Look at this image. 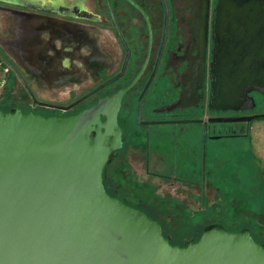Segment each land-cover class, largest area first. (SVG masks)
Listing matches in <instances>:
<instances>
[{
    "label": "flooded vegetation",
    "instance_id": "af4514ba",
    "mask_svg": "<svg viewBox=\"0 0 264 264\" xmlns=\"http://www.w3.org/2000/svg\"><path fill=\"white\" fill-rule=\"evenodd\" d=\"M132 1L136 5L130 0H55L60 6L56 10L49 8L51 2L46 8L23 7L37 13H23L28 22L23 33L27 49L20 58L36 62L39 75L45 76L58 64L69 70L82 64L79 76L90 81L76 98L36 101L33 110L46 115L76 113L136 79L120 99L121 146L111 155H146V166L150 155H162L154 144L160 137L177 146L186 138L204 146L207 137L247 133L252 120L224 122L218 127L208 118L264 112L254 111L264 102V0ZM247 3L258 7H237ZM10 15L6 21L14 25V14ZM244 22L249 34L259 37L251 50L232 40L241 33ZM32 36L38 39L36 56L31 55ZM242 63L246 68L238 73L235 65ZM8 74L17 79L25 76L21 69L10 67ZM232 91L247 92L254 98V106L245 108L246 99L234 103L224 99ZM100 119L104 121L105 115ZM107 187L118 195L108 183Z\"/></svg>",
    "mask_w": 264,
    "mask_h": 264
},
{
    "label": "water",
    "instance_id": "95a60500",
    "mask_svg": "<svg viewBox=\"0 0 264 264\" xmlns=\"http://www.w3.org/2000/svg\"><path fill=\"white\" fill-rule=\"evenodd\" d=\"M240 31L232 40L253 49L259 37L247 22ZM4 53L1 61L17 71ZM235 68L243 72L246 64ZM135 81L72 114L0 109V264H264V244L249 229L210 224L195 240L172 243L157 217L106 189L105 168L121 146L120 99ZM223 97L255 104L247 92ZM260 117L264 112L208 122Z\"/></svg>",
    "mask_w": 264,
    "mask_h": 264
},
{
    "label": "rangeland",
    "instance_id": "374dc122",
    "mask_svg": "<svg viewBox=\"0 0 264 264\" xmlns=\"http://www.w3.org/2000/svg\"><path fill=\"white\" fill-rule=\"evenodd\" d=\"M25 12L37 13L0 2V49L18 63L16 69L25 75L23 82L13 74L7 75L6 84L0 89V101L10 93L5 103L27 110L37 109L36 101L65 102L76 98L90 83L79 76L82 64L73 67L75 70L59 64L56 70L49 66L48 75H57L55 78L39 75L36 62L20 58L27 49L23 38L28 23L23 19ZM11 13L14 25L6 21ZM12 31L13 38L8 42ZM37 40L34 36L30 39L31 55L38 52ZM254 111H264V102ZM154 144L162 155H150L147 166L146 155H115L109 160L106 182L116 194L156 216L174 242H184L210 224L229 230L252 225L257 232L253 236L264 238V117L253 119L246 135L207 137L204 146H197L191 138L177 146L160 137Z\"/></svg>",
    "mask_w": 264,
    "mask_h": 264
},
{
    "label": "trees",
    "instance_id": "16d2710c",
    "mask_svg": "<svg viewBox=\"0 0 264 264\" xmlns=\"http://www.w3.org/2000/svg\"><path fill=\"white\" fill-rule=\"evenodd\" d=\"M0 61H1V59H0ZM8 86H10L9 84H8ZM8 88V87H7ZM8 92V91H7ZM8 94H10V93H7V96H8ZM7 96H5L3 99H1V103H0V109H3V110H12V109H14L15 107H19L18 105H7V103H5L6 102V100H7ZM247 133H245L244 135H246ZM238 136H242V135H238ZM105 187H106V189H108L109 190V188L107 187V182H106V173H105ZM110 191V190H109ZM156 217V216H155ZM163 226V229H164V234L166 235V236H168L169 238H170V241L172 242V243H175L172 239V236H169V234L167 233V231H166V229H165V227H164V224L162 225ZM206 226H208V225H206ZM205 226V227H206ZM242 228H246V229H249L250 230V232H251V234L253 235L254 233H257L256 232V229L255 228H253L252 227V225H247L246 227L245 226H243ZM202 232V231H201ZM200 232V233H201ZM200 233L198 232V234H196V235H194L193 237H191V238H187L184 242H181V244H185L187 241H190V240H195L199 235H200ZM259 235V234H258ZM254 237V236H253ZM258 237V239H256L255 237V239L256 240H258V241H261L263 244H264V238L262 237V236H257ZM177 243H180L179 242V240L177 241Z\"/></svg>",
    "mask_w": 264,
    "mask_h": 264
},
{
    "label": "crops",
    "instance_id": "0c3cea01",
    "mask_svg": "<svg viewBox=\"0 0 264 264\" xmlns=\"http://www.w3.org/2000/svg\"><path fill=\"white\" fill-rule=\"evenodd\" d=\"M2 1L15 3V4H22V5H31L37 8L45 7L46 3L49 2L47 0H2ZM50 2H49L51 4L49 7L50 9L56 10V7H60L58 6V4H52L53 2L52 1Z\"/></svg>",
    "mask_w": 264,
    "mask_h": 264
},
{
    "label": "built area",
    "instance_id": "2783aa9c",
    "mask_svg": "<svg viewBox=\"0 0 264 264\" xmlns=\"http://www.w3.org/2000/svg\"><path fill=\"white\" fill-rule=\"evenodd\" d=\"M8 66L0 61V89L6 84Z\"/></svg>",
    "mask_w": 264,
    "mask_h": 264
}]
</instances>
